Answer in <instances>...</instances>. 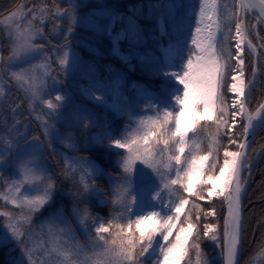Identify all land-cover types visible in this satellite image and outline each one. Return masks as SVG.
Segmentation results:
<instances>
[{
	"label": "snow or ice",
	"instance_id": "obj_1",
	"mask_svg": "<svg viewBox=\"0 0 264 264\" xmlns=\"http://www.w3.org/2000/svg\"><path fill=\"white\" fill-rule=\"evenodd\" d=\"M81 6L78 0L63 5L60 0H35L31 6L22 0L15 9L0 13V41L7 42L0 43V96L12 87L23 92L43 136L29 139L21 133L19 105L5 109L12 120L5 116L0 130V226L5 229L0 246L15 244L20 255L13 264H215L202 248L209 241L220 250V264H241L250 227L245 200L253 169L264 159V143L256 141L258 131L264 130V34L259 30L264 26V0H198V11L191 6L195 25L187 55H182L186 41L174 27L162 48L167 66L146 65L165 78L167 98L146 99L144 108L150 114L137 115L129 105L119 134L94 113L81 107L71 111L75 126L101 129L83 141L85 152L92 147L116 150L112 171L88 155L76 154L81 141L58 127L71 97L56 92L53 99L49 92V80L59 84L58 77L87 63L74 49L71 58L69 53ZM169 7L178 10L184 5ZM137 12L106 13L110 20L105 34L113 54H119L121 41L133 46L146 42ZM117 24L122 27L114 34ZM50 35L63 41L53 45L55 61L46 48L52 43ZM75 43L91 55H102L85 41ZM121 59L129 71L135 70L131 55L121 54ZM139 59L145 62L146 57ZM173 60L179 61L178 70H170ZM86 71L98 69L88 65ZM167 82L174 84L168 88ZM258 85L260 97L253 107ZM137 87L133 82L132 88ZM82 94L98 106L112 107L104 92L82 87ZM38 104L48 111L35 113ZM57 142L71 153L57 162L58 175L71 183L70 213L62 205L55 207L62 189L57 174L44 163L45 143L52 149ZM260 187L257 252L264 256V170ZM213 198L226 208L222 225ZM93 202L110 209L107 219L93 216ZM45 211L49 215L37 224L38 214ZM69 216L84 232V243Z\"/></svg>",
	"mask_w": 264,
	"mask_h": 264
},
{
	"label": "trees",
	"instance_id": "obj_2",
	"mask_svg": "<svg viewBox=\"0 0 264 264\" xmlns=\"http://www.w3.org/2000/svg\"><path fill=\"white\" fill-rule=\"evenodd\" d=\"M105 3L103 4L104 7H107V4L111 3L114 5V7L117 9L118 12H124L125 16L132 15V10L137 9V15L136 19L138 21V24L143 29V36L146 38V42L142 45H135L132 47L136 48L139 53L133 52V48H130L129 53L133 58L138 57V55L146 57L145 62H141L139 60L140 65L142 67H146L147 64L156 63L154 59V56L157 55L159 49L158 44L160 41H164L165 38H170V34L173 33L174 27H178L180 29V35L181 38L186 41V44L184 46V51L182 55H187V42L189 39V34L194 30L195 25V19L193 13V9L191 6H196V11L198 10V4L197 0H181L179 5H184V7L179 8L178 10L173 13V15H165L166 13L163 11L166 6V2H171V4L175 3L173 0H104ZM186 1H189V8L186 13L185 4ZM22 0H0V13H7L9 8L15 9L16 5L21 3ZM24 2L28 3L29 6L35 0H24ZM50 2V0H49ZM175 5V4H173ZM177 5V4H176ZM156 6V7H153ZM163 9V10H162ZM142 10V11H140ZM161 14V17H164L166 28L165 31L169 35L161 36L160 33H158L156 28V22H155V15ZM173 16L175 19H173ZM121 25V24H119ZM261 34H264V26H261L260 29ZM61 42L62 40L59 38L57 39ZM0 43H3L6 46V41H0ZM258 43V41H257ZM123 46H129V41L125 40L123 43ZM6 51V47L4 49ZM80 53L83 55V61L87 62L84 64V72L87 76L93 77L98 76L106 79L105 77H113L117 75L122 81H123V90L124 93L127 96V99L129 101H134L136 99H145V98H151L155 101H161L165 100L167 98V92L165 90V84L162 81L163 78L161 77H155L150 78L149 75L143 74L141 72H136L135 70L132 72H128L123 65H120L121 63L118 62L114 57L111 55L104 56V55H91L90 53L86 52L83 48L80 49ZM175 65L177 66L178 60H175ZM88 65H94L96 69H98V72H87L86 68ZM105 66H111L110 69L106 70ZM93 73V74H92ZM98 75V76H97ZM103 80V81H104ZM133 82H136L137 88L133 89L132 87H129V85ZM170 83L167 82V87L169 88ZM145 93H148L150 95H145ZM260 86H257V90L253 92V107H255V100L258 99L260 96ZM71 102L69 103V107H72L73 109L77 107H81L86 111H89L91 113H94L95 115H99V107L90 104L87 101L82 100L81 96L76 95H70ZM24 100V99H22ZM17 101L13 102L10 97L6 96L5 101L2 102V107H0V117L2 118L0 121L5 119V116H7V119H10L11 112L5 111V109H9L11 107H14L16 105ZM119 122V121H118ZM3 123H0V125ZM35 125V124H34ZM60 124L58 127L63 132L71 131L73 134L79 138L81 141L80 150L76 153L79 155H88L93 161H96L98 165L108 171H112L115 167L114 160L116 157L114 156V152L112 151H106L104 149L98 148V147H92L87 152L84 151L83 148V141L89 137L90 133L88 132V129H83L77 126H71ZM87 131V132H86ZM264 137V130H260L256 136V141L260 143H264V140L261 138ZM258 146V145H257ZM53 149H55V152L58 153L55 157H53ZM49 152V159L50 162H52V173L57 174V179L60 182L59 187L62 189V191L59 192L60 194V200L58 203H56L57 206H63L66 213L70 212L72 208V199L67 194L68 188L71 187L70 182H63V178L58 175V161L62 159V156L60 155L59 151L56 149V147L53 145L52 149L48 151ZM261 170H264V159H261L259 161V164L256 168L253 169L252 173V181L249 185V193L248 198L245 200V214L246 219L249 221L250 227H249V235L246 240V252L243 257V260H248L250 257H255L257 252V241L259 239V231H258V218L261 215V187H260V180H261ZM100 183L102 185L106 184V179L101 180ZM215 203V206L217 208L218 214L221 216L220 223L222 225L223 215L226 214V209L221 208L220 202L218 199L213 200ZM203 203V202H201ZM93 214L100 215L102 218L107 219L110 213V209L108 207H100L97 205L92 204ZM207 206V205H205ZM1 228V226H0ZM1 230V229H0ZM202 248H204L205 252L209 254V256L215 258V264H220V259L217 256V251L220 250L218 248H215V246L209 242L204 241L202 243ZM243 260L241 264H243ZM0 264H8L7 261V253L4 248H0Z\"/></svg>",
	"mask_w": 264,
	"mask_h": 264
},
{
	"label": "rangeland",
	"instance_id": "obj_3",
	"mask_svg": "<svg viewBox=\"0 0 264 264\" xmlns=\"http://www.w3.org/2000/svg\"><path fill=\"white\" fill-rule=\"evenodd\" d=\"M175 3L173 4H178L180 0H173ZM79 3H81V7L79 8V19H80V26L77 28V35L74 37L73 43H72V48L69 49L70 53V58L72 55L73 49L75 50L76 54L81 57L80 49L84 48L86 51L89 52L88 48L85 47H76V41H85L90 47L98 49L99 53H101L104 56H109L111 55L114 57L118 62H120V65H123L124 68L128 72L129 71L128 65L123 62L121 59V54L123 56H128L130 55V51L128 50V46L124 47L123 42L121 41L119 43V54H113L112 48L113 44L111 39L105 34L108 23L110 20V16L107 15V12H113V13H121L118 12L117 9L114 7L113 4H107V7H104L103 4L105 3L104 0H78ZM60 3L63 5L65 4V0H60ZM170 3V4H169ZM172 4V5H173ZM165 8L167 9V14L172 11L169 6H171V2H166L165 3ZM162 9V10H163ZM188 10V8H185ZM121 14H124L122 12ZM157 19V27L159 28L160 32H163L165 30L164 27V20L163 17L160 15H155ZM89 22V26H85V21ZM122 25L119 26L117 24L114 28V34L118 33ZM47 31V30H46ZM49 39L51 40V44H46V48L48 49V54L51 55L53 61L56 60V55H55V49L53 48V45H56L59 47L61 44L59 37L55 35H50ZM168 40L164 43V45H161V53L160 56L157 60L158 68H162L167 66V61L165 59L164 53L162 51L163 47L167 46ZM99 45L102 47H99ZM190 46H191V40H190ZM130 48V47H129ZM131 63L135 66V71L136 72H145V74L149 75L150 78H155L158 75H154L153 71H149L148 68L146 67L145 69L142 68V65L139 63V58H132ZM53 68L56 69L57 72H59L58 65L53 63ZM170 70H177V67L175 66L174 60L172 61V65ZM70 74L67 77H58L60 79V83L56 84L53 86L51 80L48 81L49 85V92L52 94V98L54 99V95L56 92L60 93H67L68 95H76V96H81L82 100L87 101L88 103H92L96 106H98L94 101L85 98V96L82 94V87L86 88L90 91H95L97 94L100 92H104L105 95L107 96L108 103L109 105H112V107L108 106H98L99 107V115H96L98 118H100L102 121H106L111 124L112 129L115 133L119 134L121 129L125 126L127 123V117L122 115V113L127 109L129 105H131L132 110L135 114L141 115V114H150L146 113V110L144 108L145 100H134L133 102H130L127 100L126 94L124 93L123 90V81L117 77V75L109 78L105 77L106 79L102 78L101 76L98 78L93 77L95 74L92 76H87L84 72V64L82 63L81 65L77 66L74 69H69ZM104 80V81H103ZM118 81V82H114ZM164 84H166L165 78L162 80ZM172 85L174 82H169ZM98 84H103V87H97ZM10 97V99L15 102L17 101L16 105H19V108H17V113H18V118L21 121L20 124V131L22 134L27 135L29 139H31L32 136H42V131H41V126H40V121H38L35 118V114L29 109L28 107V101L25 99V96L23 92L19 91L17 88L12 87L10 90H8L7 95ZM6 96H0V101H5ZM260 96V94H258ZM24 99V100H22ZM55 102V101H54ZM15 105V106H16ZM69 105V104H68ZM66 106L63 109V115L65 117V121L62 124L65 125H70L72 124V118H71V111L73 110L72 107ZM48 109L43 108L39 104L37 105L35 109V113H41V112H47ZM2 118L0 117V120ZM12 120V113L10 116V119L8 120L9 123H11ZM4 120L0 121V123H3ZM119 121V122H118ZM35 124V125H34ZM71 126H74L72 124ZM3 129V124L0 125V130ZM87 132V131H86ZM88 132L90 133L89 136H93L96 133H100L101 129L98 127H90L88 129ZM259 132V131H258ZM56 149L59 151L60 155L64 154H71L69 153V150L61 143H54L53 144ZM99 148V147H98ZM102 149V148H101ZM49 150L50 148L47 147L46 143L44 146V152H43V157H44V163L45 165L49 168L50 172L52 171V162H50L49 159ZM116 150H112L114 152ZM97 164V162L95 161ZM98 165V164H97ZM8 173H12V169H8ZM58 197V196H57ZM217 199V198H213ZM92 204L100 206V207H106L102 204H99L97 202H93ZM226 209V208H225ZM71 211V210H70ZM49 215V212H45L44 214H38L36 218V223L39 224L41 223L47 216ZM93 216H99L100 215L96 214ZM69 219L72 220L73 227L76 229L77 237L80 239L82 243L86 241V236L84 232L79 228L75 220L71 216H69ZM211 219V218H210ZM5 229L1 227L0 234L4 233ZM4 248L7 253V261L8 264H13V261L20 255L18 249L15 248L14 243H7L4 246H0V248ZM217 256L219 257V252L217 251ZM256 259L253 261V264H264V256H260L257 254Z\"/></svg>",
	"mask_w": 264,
	"mask_h": 264
}]
</instances>
